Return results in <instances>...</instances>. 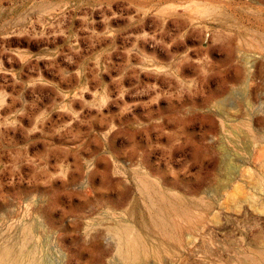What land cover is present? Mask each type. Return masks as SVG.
Returning <instances> with one entry per match:
<instances>
[{
  "label": "rangeland",
  "instance_id": "rangeland-1",
  "mask_svg": "<svg viewBox=\"0 0 264 264\" xmlns=\"http://www.w3.org/2000/svg\"><path fill=\"white\" fill-rule=\"evenodd\" d=\"M0 264H264V0H0Z\"/></svg>",
  "mask_w": 264,
  "mask_h": 264
}]
</instances>
